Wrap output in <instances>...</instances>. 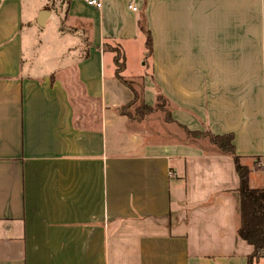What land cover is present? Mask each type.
Instances as JSON below:
<instances>
[{
	"label": "crops",
	"instance_id": "1",
	"mask_svg": "<svg viewBox=\"0 0 264 264\" xmlns=\"http://www.w3.org/2000/svg\"><path fill=\"white\" fill-rule=\"evenodd\" d=\"M100 1L0 0V264H248L233 156L122 114L115 58L147 105L264 160V0Z\"/></svg>",
	"mask_w": 264,
	"mask_h": 264
},
{
	"label": "trees",
	"instance_id": "2",
	"mask_svg": "<svg viewBox=\"0 0 264 264\" xmlns=\"http://www.w3.org/2000/svg\"><path fill=\"white\" fill-rule=\"evenodd\" d=\"M147 50L150 52L152 49V39L149 32H147L146 40ZM117 75L118 77L134 92V99L127 105L122 106L119 111L127 115L130 119L136 120V115H140L147 109L153 107L147 105L143 98V85L136 88L128 78L120 75L124 70V62L121 53L118 51L116 55ZM164 103H167L166 98L159 94L157 107H162ZM168 118L171 119V113L168 112ZM193 142L208 140L206 148L207 152L211 150V147L215 149L219 154H228L233 156L236 172L239 176L240 184L237 188L239 195V227L238 235L245 240L248 244L253 246V251L248 257V264H254L255 261L264 257V187L253 188L250 185L249 175L250 169L242 164L241 157L237 155L235 145L233 144V135H214L208 129L203 133H198ZM205 145V144H202ZM211 152V151H210Z\"/></svg>",
	"mask_w": 264,
	"mask_h": 264
},
{
	"label": "rangeland",
	"instance_id": "3",
	"mask_svg": "<svg viewBox=\"0 0 264 264\" xmlns=\"http://www.w3.org/2000/svg\"><path fill=\"white\" fill-rule=\"evenodd\" d=\"M43 28H38L39 31H41ZM50 30V27L45 30V33H48ZM108 49L111 50H118L117 47L113 45L107 46ZM126 76H129L128 74L125 73ZM129 81L135 86L139 87L142 84V80L140 78H128ZM144 92L145 89L143 90V98H144ZM159 92L156 95V100L155 103L151 106L153 108L145 110V112L141 113L140 115H136V121L139 124H146L147 129L150 130V133L153 132L154 134V139L155 140H165L171 143H186L190 144V142H193L194 138L189 139L188 137H198V133H203L205 130H191L187 128L185 125L177 123L175 120L172 118L169 119L167 114L168 112L171 113V107L169 106L168 103H164L162 107H157V101H158V96ZM145 101V100H144ZM150 127L152 129H150ZM163 127H166L164 129ZM196 135V136H195ZM202 143L207 145L208 140L202 139ZM197 142H200L197 140ZM242 164L245 165L247 168L250 169V172L252 168L257 169V170H264V160L262 159H255L252 164H247L243 159H241ZM174 198H178V192H174ZM179 205L177 201L173 200V220H175V216L178 212Z\"/></svg>",
	"mask_w": 264,
	"mask_h": 264
},
{
	"label": "water",
	"instance_id": "4",
	"mask_svg": "<svg viewBox=\"0 0 264 264\" xmlns=\"http://www.w3.org/2000/svg\"><path fill=\"white\" fill-rule=\"evenodd\" d=\"M49 14V11L47 10H43L40 15H39V19H38V23L39 25H43L44 24V20L46 18V16Z\"/></svg>",
	"mask_w": 264,
	"mask_h": 264
},
{
	"label": "built area",
	"instance_id": "5",
	"mask_svg": "<svg viewBox=\"0 0 264 264\" xmlns=\"http://www.w3.org/2000/svg\"><path fill=\"white\" fill-rule=\"evenodd\" d=\"M88 3H89L90 5L95 6V7L98 8V9H100V8L102 7V1H100V0H88ZM133 9L136 10L135 7H133Z\"/></svg>",
	"mask_w": 264,
	"mask_h": 264
}]
</instances>
